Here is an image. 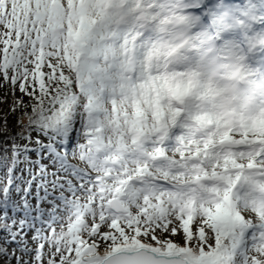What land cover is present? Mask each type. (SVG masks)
Returning a JSON list of instances; mask_svg holds the SVG:
<instances>
[{
	"label": "snow or ice",
	"instance_id": "1",
	"mask_svg": "<svg viewBox=\"0 0 264 264\" xmlns=\"http://www.w3.org/2000/svg\"><path fill=\"white\" fill-rule=\"evenodd\" d=\"M181 5L0 0L3 87L26 95L31 112L49 99L61 118L77 105L95 116L110 99L111 123L120 134L111 166L103 175L87 171L88 181L79 182L73 222L5 248L0 264H12L9 257L16 264H110L114 254H123L122 264H234V258L262 264L247 255V246L258 241L264 254V223L247 221L238 204H247L253 192L264 193V120L237 126L201 115L199 129L183 122L174 144H165L181 114L170 98L180 100L194 74L187 81L161 76L140 29L160 20L153 8L186 19ZM27 101L13 104L27 108ZM260 213L264 218V207ZM106 246L111 252L101 255Z\"/></svg>",
	"mask_w": 264,
	"mask_h": 264
},
{
	"label": "clouds",
	"instance_id": "2",
	"mask_svg": "<svg viewBox=\"0 0 264 264\" xmlns=\"http://www.w3.org/2000/svg\"><path fill=\"white\" fill-rule=\"evenodd\" d=\"M151 2V0H149ZM171 0H163L161 4L170 3ZM217 3L220 0H216ZM173 7L175 5L173 4ZM182 15L186 19H174L173 13L161 12L153 8L155 14L160 12V20L155 23H147L141 27L144 33L142 43L147 45L146 51H151L154 65H158L161 76H175L177 80L187 81L190 74H194L191 88L180 100L170 98L174 107L181 109L178 120L190 125L193 129H199L197 117L210 116L213 119L219 117L239 125L240 121L251 125L253 121L259 123L264 120V71L253 66L248 60V53L258 46H264V34H252L245 48L232 38H227L226 33L236 31L245 25L246 20L243 10H236L228 6L212 8L208 19L199 13L187 11L188 0H182ZM156 74L157 68L152 69ZM85 102L87 98L85 97ZM103 111L96 113L97 123L92 136L91 145L97 149H106L112 152L106 159L111 161L116 146L120 140V134L114 131L111 123L112 103L110 99L103 101ZM41 110H47L46 114L58 108L52 101L45 98L41 104L36 105L37 115ZM72 111H82L79 105ZM24 122H27L24 121ZM89 143V141H86ZM74 162L95 175H103L104 170L92 168L87 160L81 161L74 157ZM247 187L240 189V194L247 192ZM86 199V194H82ZM264 207V193L253 192L247 204H238L239 213L253 225L264 223L260 209ZM74 220L71 213L64 217L62 228ZM228 241L223 242L224 246ZM258 241L249 242L247 255L256 256L264 264V254L257 251ZM111 252V246L100 250L101 255ZM123 254H114L110 258V264H122ZM234 264H241L238 258H234Z\"/></svg>",
	"mask_w": 264,
	"mask_h": 264
},
{
	"label": "trees",
	"instance_id": "3",
	"mask_svg": "<svg viewBox=\"0 0 264 264\" xmlns=\"http://www.w3.org/2000/svg\"><path fill=\"white\" fill-rule=\"evenodd\" d=\"M249 3L258 7L257 0ZM3 85L0 77V101H4L0 103V252L28 243L25 237L39 239V232L55 226L61 196L74 187L62 173L84 169L73 158L89 164L97 152L84 142V136L92 139L96 116L72 111L61 118L57 111L46 114L47 110L37 115L26 95ZM14 100L27 101L28 107L14 106Z\"/></svg>",
	"mask_w": 264,
	"mask_h": 264
},
{
	"label": "rangeland",
	"instance_id": "4",
	"mask_svg": "<svg viewBox=\"0 0 264 264\" xmlns=\"http://www.w3.org/2000/svg\"><path fill=\"white\" fill-rule=\"evenodd\" d=\"M197 1V2H195ZM188 0V3H190L189 5H197L198 10H200L201 12H204V14H210V11L212 8H220V7H224V6H228L231 7L233 9H235L234 7L231 6L230 4V0H220L219 3L216 2V0ZM159 3L163 2V0H158ZM237 10V9H236ZM262 10V9H261ZM246 12L244 11V16L242 18H244L245 20H247V16H246ZM261 16L264 17V10L261 13ZM247 23V21H246ZM243 25L240 29L235 31H232V33L234 32V34H232L231 36L227 37V38H232L237 42H241L242 38H246L248 33V41L249 38L252 34H264V24H259V22H256L254 20H249L248 24ZM256 32V33H253ZM227 34V33H226ZM229 34V33H228ZM245 34V35H244ZM182 120H178L177 125L173 126L170 131H169V139L165 141V144L167 145H172L174 144V139L175 136L181 134L184 129L182 127ZM86 138H89L88 136H84V142L87 141ZM152 141L151 140H147L145 141V147H150L151 146ZM102 152V154L104 155H99V161L93 160L91 163H89V165L94 168V169H99L100 171H103L106 167H110L112 162L107 160L106 157L111 155L112 152L106 149H98V151ZM92 157H95V155L93 154ZM97 161V163H95ZM57 164V163H56ZM63 176H67L70 178V182H74V187L72 188L71 191L68 192H64L61 201L59 203V214H58V222L55 224V227L60 224L63 220L64 217L71 213L72 215L75 214V211L78 208V204H79V200H78V194L80 193L81 189L79 187V182L81 180H84L85 182L88 181V175H87V170L85 171H74L73 173H70L69 175H66L65 173H62ZM72 184V183H71ZM60 194V193H58ZM241 195V194H240ZM244 195V194H243ZM242 195V196H243ZM54 224L52 225H48L47 226V230L50 231L51 229H53ZM45 230L39 232V236H43V234H46L47 232L43 233ZM29 239L32 238L31 236L28 237ZM38 240V238H35ZM177 239H179V237H177ZM181 243H183V241H180ZM29 243V242H28ZM26 241L24 242L25 245L28 244ZM30 247H33L34 245H32L31 243L29 244ZM19 245L17 244L14 249L18 248ZM12 264H16L15 259L13 258Z\"/></svg>",
	"mask_w": 264,
	"mask_h": 264
},
{
	"label": "bare ground",
	"instance_id": "5",
	"mask_svg": "<svg viewBox=\"0 0 264 264\" xmlns=\"http://www.w3.org/2000/svg\"><path fill=\"white\" fill-rule=\"evenodd\" d=\"M195 10H196V9H195ZM195 10H193V11H191V12H194V13H196V12H195ZM262 69L264 70V66L262 67Z\"/></svg>",
	"mask_w": 264,
	"mask_h": 264
}]
</instances>
